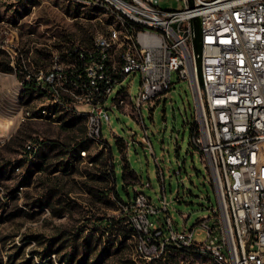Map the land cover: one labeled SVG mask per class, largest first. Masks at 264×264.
I'll list each match as a JSON object with an SVG mask.
<instances>
[{
    "label": "rangeland",
    "instance_id": "374dc122",
    "mask_svg": "<svg viewBox=\"0 0 264 264\" xmlns=\"http://www.w3.org/2000/svg\"><path fill=\"white\" fill-rule=\"evenodd\" d=\"M159 4L184 6L182 0ZM111 22L103 10L76 0H0V264H215L174 248L156 259L137 257L138 231L115 194L128 202L143 192L159 209L164 194L178 231L219 209L210 169L191 142L195 105L188 81L174 72L170 93L155 107L143 105L139 120L114 98L124 89L134 103L140 73L117 83L104 102L109 120L102 119L110 150L84 141L83 118L52 104L32 81L55 61L68 64L73 45L90 46ZM41 108L54 119L40 118ZM26 110L35 118L22 120ZM144 128L151 146L141 139ZM30 142L38 148L28 155ZM83 148L86 158L79 157ZM166 215L161 210L150 218L164 224ZM205 237L201 232L194 240Z\"/></svg>",
    "mask_w": 264,
    "mask_h": 264
},
{
    "label": "built area",
    "instance_id": "2783aa9c",
    "mask_svg": "<svg viewBox=\"0 0 264 264\" xmlns=\"http://www.w3.org/2000/svg\"><path fill=\"white\" fill-rule=\"evenodd\" d=\"M76 1L103 10L113 22L90 46L73 45L68 64L55 61L34 77L37 88L83 118L84 141L110 150L102 119L109 120L104 102L114 86L140 73L134 103L124 89L114 98L139 120L143 105L155 107L167 97L176 72L191 88V142L210 169L218 198V210L211 207L210 215L182 231L173 227L164 194L161 209L143 192L119 202L139 234L137 257L156 259L174 245L215 264H264V0H182L180 9L163 8L159 0ZM38 113L54 119L45 108ZM34 118L30 110L22 113V120ZM141 139L151 146L146 128ZM37 148L30 142L25 153ZM87 156L88 150H79L80 158ZM161 210L164 224L150 218ZM201 232L205 239L195 241Z\"/></svg>",
    "mask_w": 264,
    "mask_h": 264
},
{
    "label": "trees",
    "instance_id": "16d2710c",
    "mask_svg": "<svg viewBox=\"0 0 264 264\" xmlns=\"http://www.w3.org/2000/svg\"><path fill=\"white\" fill-rule=\"evenodd\" d=\"M34 78V77H33ZM23 83L25 84V85H28L29 84V82H27V81H25L24 79H23ZM194 124V123H193ZM192 129H193V125H192ZM192 131V130H191ZM117 142H119V141H117ZM119 146L120 147H123V144L122 143H120L119 144ZM125 168H126V165H125ZM114 176V175H113ZM131 177H132V180L133 181H135L136 179H134V177H133V175L131 174ZM126 180V179H125ZM114 190H115V188H114ZM115 194H116V196H117V199L119 200V202H123L124 203V201L120 198V196L117 194V191L115 190ZM168 248H174V249H177V250H183V249H178V248H176L174 245H169V247ZM48 250H49V248L48 247H46V249H45V255H44V257L46 256V254H47V252H48ZM189 251H192V250H189ZM48 256V255H47ZM163 256V255H162Z\"/></svg>",
    "mask_w": 264,
    "mask_h": 264
},
{
    "label": "crops",
    "instance_id": "0c3cea01",
    "mask_svg": "<svg viewBox=\"0 0 264 264\" xmlns=\"http://www.w3.org/2000/svg\"><path fill=\"white\" fill-rule=\"evenodd\" d=\"M113 181H114V185H115V178H114V176H113Z\"/></svg>",
    "mask_w": 264,
    "mask_h": 264
}]
</instances>
